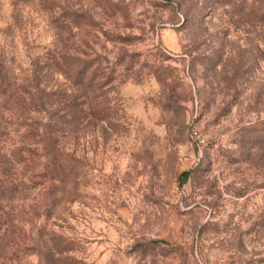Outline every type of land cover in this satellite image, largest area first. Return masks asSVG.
I'll return each instance as SVG.
<instances>
[{"label": "rangeland", "instance_id": "obj_1", "mask_svg": "<svg viewBox=\"0 0 264 264\" xmlns=\"http://www.w3.org/2000/svg\"><path fill=\"white\" fill-rule=\"evenodd\" d=\"M71 61L92 82L73 194L45 218L37 158L22 197L0 170V264H264V0H0L5 82L60 89Z\"/></svg>", "mask_w": 264, "mask_h": 264}, {"label": "trees", "instance_id": "obj_2", "mask_svg": "<svg viewBox=\"0 0 264 264\" xmlns=\"http://www.w3.org/2000/svg\"><path fill=\"white\" fill-rule=\"evenodd\" d=\"M52 67L66 81V85L60 89H47L37 75L28 79L31 83L12 86L5 82L4 67L0 63V101L6 92L16 91L23 96V101L26 98L29 100V107L25 110L35 114L34 118L19 114L16 121H8L0 102V170L4 176L12 177L11 184L15 183L13 192L10 190L11 198L15 197V193L22 197L19 184L15 182L17 174L21 166L37 158L42 175L47 176L43 184L50 189L45 195L51 198L49 206L43 210L45 218L52 215L63 199L73 194L74 153L65 147L62 139L87 120L92 90L89 66L71 61L64 64L55 62ZM188 175L189 170L181 173L180 184L186 181ZM58 195L60 198L57 199ZM63 244L60 252L67 250V245Z\"/></svg>", "mask_w": 264, "mask_h": 264}, {"label": "built area", "instance_id": "obj_3", "mask_svg": "<svg viewBox=\"0 0 264 264\" xmlns=\"http://www.w3.org/2000/svg\"><path fill=\"white\" fill-rule=\"evenodd\" d=\"M203 142V139L198 138L197 143L198 145Z\"/></svg>", "mask_w": 264, "mask_h": 264}]
</instances>
